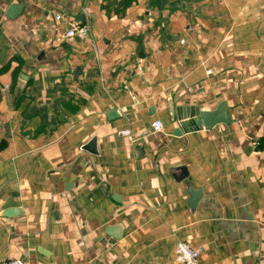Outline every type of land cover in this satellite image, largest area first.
<instances>
[{
	"label": "crops",
	"instance_id": "1",
	"mask_svg": "<svg viewBox=\"0 0 264 264\" xmlns=\"http://www.w3.org/2000/svg\"><path fill=\"white\" fill-rule=\"evenodd\" d=\"M123 1L0 0V259L264 264V0ZM169 99L232 121L175 134Z\"/></svg>",
	"mask_w": 264,
	"mask_h": 264
},
{
	"label": "water",
	"instance_id": "2",
	"mask_svg": "<svg viewBox=\"0 0 264 264\" xmlns=\"http://www.w3.org/2000/svg\"><path fill=\"white\" fill-rule=\"evenodd\" d=\"M19 4H12L7 10L8 15L15 16L19 12ZM168 111L171 116L176 117L179 122V127L175 129V134H180L181 131L189 132L198 130L201 128L210 129L219 123H230L232 120L228 114L227 101L220 100L214 109H200L198 105H181L175 106L171 99L167 103ZM95 138H92L87 144L83 145L82 148L91 152L96 153ZM188 206L193 209L195 208L201 194L200 189H189ZM20 210L13 206L11 209H7L3 215H17ZM106 233L112 237H119V234L113 229H106Z\"/></svg>",
	"mask_w": 264,
	"mask_h": 264
},
{
	"label": "built area",
	"instance_id": "3",
	"mask_svg": "<svg viewBox=\"0 0 264 264\" xmlns=\"http://www.w3.org/2000/svg\"><path fill=\"white\" fill-rule=\"evenodd\" d=\"M61 15H56V19H60ZM88 33V27L86 25L79 24L72 20L68 30L65 32V36L71 37L74 35H86ZM163 123L160 119H155L152 122V130L160 131ZM122 135L130 137L128 130H123ZM175 260L183 264H200V249L192 246L188 241H178L175 246ZM0 264H26L23 259L20 258H5L0 259Z\"/></svg>",
	"mask_w": 264,
	"mask_h": 264
},
{
	"label": "trees",
	"instance_id": "4",
	"mask_svg": "<svg viewBox=\"0 0 264 264\" xmlns=\"http://www.w3.org/2000/svg\"><path fill=\"white\" fill-rule=\"evenodd\" d=\"M131 0H124L123 1V8H125L126 6H128L130 4ZM16 57H14L15 59ZM20 61V60H19Z\"/></svg>",
	"mask_w": 264,
	"mask_h": 264
}]
</instances>
